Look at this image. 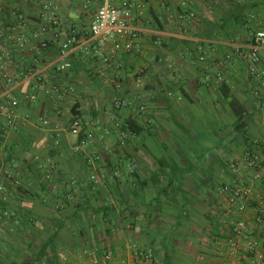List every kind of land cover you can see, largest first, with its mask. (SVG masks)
<instances>
[{"label":"crops","instance_id":"crops-1","mask_svg":"<svg viewBox=\"0 0 264 264\" xmlns=\"http://www.w3.org/2000/svg\"><path fill=\"white\" fill-rule=\"evenodd\" d=\"M50 1L61 28L82 32L102 5V0L88 7L86 0ZM123 1L110 0L114 6ZM184 1L192 19L184 16ZM145 2L135 23L141 30L137 48L123 57L117 79L114 64H103L82 45H74L66 58L71 67L57 71L60 45L52 31L40 33L37 0H0V184L8 190L0 194V205L20 217L0 218V241L11 245H0V264L35 258L38 248L29 251L33 241L48 246L42 264H92L79 256L84 249H96L99 264H108L105 251L113 253L111 264L250 260L243 251L228 254L230 229L224 222L234 216L227 214L219 192L229 176L236 178L234 166H242L244 154L257 150L254 143L264 137V81L250 76L247 60L226 55L235 45H251L252 36L264 29V0ZM238 5L249 23L232 26L228 35L219 24L239 16ZM148 21L152 28L145 26ZM42 41L49 42L46 49ZM261 56L264 65V50ZM54 85L73 90L51 100L47 92ZM117 100L131 105L116 108ZM142 105L151 124L138 110ZM74 116L100 127L92 128L88 152L74 150L78 139L69 132ZM136 124L142 129L138 148H126L121 127ZM116 131L118 139L111 135ZM105 145L111 151L101 153ZM45 162L54 165L51 179L40 167ZM255 188L264 196V176ZM19 221L20 234L10 237L7 229ZM25 238V248L18 247Z\"/></svg>","mask_w":264,"mask_h":264},{"label":"built area","instance_id":"built-area-1","mask_svg":"<svg viewBox=\"0 0 264 264\" xmlns=\"http://www.w3.org/2000/svg\"><path fill=\"white\" fill-rule=\"evenodd\" d=\"M94 0H86V6ZM40 7V19L43 22L41 27L42 34L52 31L53 39L60 45L59 57L63 60L57 66V71L63 72L71 67L68 61L74 45H82L88 54L98 57L105 65L114 64L118 70L116 78L121 75L119 72L122 68V59L127 54L132 53L136 48V39L139 37L141 30L135 26L137 19L141 17L146 8L145 0H124L119 6H114L110 0H102V5L98 7L90 27L85 31L77 29L61 28L60 21L56 15L57 6L50 0H37ZM182 6L188 13L184 14L186 18H193L194 13L189 12L187 2H183ZM22 19L21 16L18 17ZM22 41L23 38H18ZM48 41H42L41 47L46 49ZM264 50V29L258 30L252 36V43L247 47L235 45L233 50L226 55V59L233 57L240 60H247L249 63L248 72L250 76L258 82L264 81V65L261 53ZM6 56H10V52H5ZM204 60V57L200 58ZM33 73H30L31 75ZM28 75V76H29ZM38 82L43 81L41 73L33 76ZM8 78V75H5ZM73 87L63 88L61 85H54L47 93L51 100H54V94L62 95L72 91ZM57 116H62L59 104L52 102ZM17 101L12 102V106H16ZM130 103L117 100L116 108L130 106ZM139 112L144 115L148 124L153 121L147 113V107L142 105ZM11 116V114H9ZM94 128L99 129L98 123L89 122L79 116H74L69 126V132L78 139L74 150L77 152H88L92 142ZM127 134L121 132V143L124 144ZM55 145H60L58 140ZM256 149H250L244 154L242 166L237 165L234 173L236 178L225 183L220 187V195L224 201L225 209L228 215L234 216L232 221H225V226L230 229V238L228 241V254L231 256L238 255L239 251H243L250 260L247 264H264V196L256 191L255 184L262 183L264 176V137L254 143ZM45 174L46 179L52 178L54 165L51 162H45L40 166ZM7 180L12 179V173H5ZM248 177V178H247ZM94 183H98L96 175L91 177ZM7 188L0 184V194L7 193ZM8 203V198H1ZM1 215L5 219L15 215L11 209L3 208L0 205ZM243 244V245H242ZM142 255V254H141ZM81 257H87L92 264H99L96 249H84L79 253ZM146 259H150V254L142 255ZM103 261L111 264L114 256L111 251H105L102 256Z\"/></svg>","mask_w":264,"mask_h":264},{"label":"trees","instance_id":"trees-1","mask_svg":"<svg viewBox=\"0 0 264 264\" xmlns=\"http://www.w3.org/2000/svg\"><path fill=\"white\" fill-rule=\"evenodd\" d=\"M238 6H239L238 8L235 7L237 9L235 11H236V13L240 14L239 16L224 18V19H222L221 24H219V26L221 27V31H228L227 32L228 35H229V33H231V35H233V33L230 32L232 30V26L236 25V26L245 27L249 23V20L247 19V17L243 16V12H244L245 8L243 6L241 7L240 5H238ZM75 108L76 107L72 108V110L75 112L74 114H76ZM243 119H244V116L242 115V116H240L239 121H242ZM120 132H124L127 134V138H126V142H127V140L128 141L131 140L132 136L139 135L142 132V129L140 127H138L137 124L136 125H128V126L121 127ZM120 142H121V140H120ZM122 145H124V144H122ZM118 197H119V195H118ZM2 207L4 208V204ZM19 218L20 217L17 214L15 215L14 218H11V219H9V218L5 219L4 216L1 215V219L2 220L4 219L7 222H9V221L14 222L15 220H17ZM19 224L22 225L19 221V223L15 227H11L10 230H9V228L7 229V234L10 237H12L13 236L12 233H15V232L17 234H20ZM23 228L26 229L27 226H25ZM16 229H17V231H16ZM9 243H10V241H2V240L0 241V245H2L1 246L2 248H5V247L8 248L9 246H11ZM30 245H32V243ZM47 247L48 246H46V245H44V246L39 245L36 257L31 258V259H27L22 264H42V260L44 258V254H45Z\"/></svg>","mask_w":264,"mask_h":264},{"label":"rangeland","instance_id":"rangeland-1","mask_svg":"<svg viewBox=\"0 0 264 264\" xmlns=\"http://www.w3.org/2000/svg\"><path fill=\"white\" fill-rule=\"evenodd\" d=\"M145 26L146 27H148V28H152V22L151 21H148V22H146L145 23ZM99 103H104L103 102V99H101V98H99ZM70 113H71V111H70ZM111 135L112 136H115V137H117V139H118V137H119V135H120V133L119 132H117L116 131V133H111ZM99 136V135H98ZM140 138H138V136H133L132 138H131V140H127V142L125 141V147L126 148H128V146L129 145H131V144H133L134 145V147H137L138 148V140H139ZM108 142V141H107ZM131 142V143H130ZM106 144V143H105ZM100 149H101V153H102V150L104 151L105 149V151L106 152H109V151H111V146L109 147H107V145H105L103 148L102 147H100ZM125 149H123V151H124ZM135 151H137L136 149H135ZM76 153H79V152H77V151H75ZM100 152V151H99ZM126 152V151H125ZM104 153V152H103ZM68 154L69 153H66L64 156H68ZM229 180H232L231 178H230V176H229ZM13 211V210H12ZM13 213L16 215V213L13 211ZM15 215H13L12 217H10L9 219H11V218H14L15 217ZM6 228V227H5ZM32 231V230H31ZM34 233H35V231H34ZM35 236L37 237V238H41L40 237V234H39V232H36L35 233ZM34 239H36L35 237H33ZM22 241H18L19 243H21L22 245H24V246H21V245H19L18 247H23V248H25V246L27 245L26 243H27V240H26V238H25V240L24 239H21ZM37 240V239H36ZM40 245V241H33L32 242V245H30V247H29V251L31 250L32 252H34L35 250H37V248H38V246ZM31 253V252H30ZM33 254V253H32Z\"/></svg>","mask_w":264,"mask_h":264}]
</instances>
